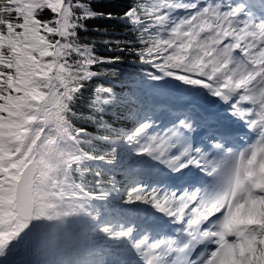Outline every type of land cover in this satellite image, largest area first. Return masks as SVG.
<instances>
[{"label":"snow or ice","instance_id":"1","mask_svg":"<svg viewBox=\"0 0 264 264\" xmlns=\"http://www.w3.org/2000/svg\"><path fill=\"white\" fill-rule=\"evenodd\" d=\"M0 264H264V0H0Z\"/></svg>","mask_w":264,"mask_h":264},{"label":"trees","instance_id":"2","mask_svg":"<svg viewBox=\"0 0 264 264\" xmlns=\"http://www.w3.org/2000/svg\"><path fill=\"white\" fill-rule=\"evenodd\" d=\"M131 60H132V57H128L125 63H126V64H127V63H130ZM145 70H151V69H145ZM116 179L119 180L122 184H125L126 179H125V177L122 176L121 174L118 175V176L116 177ZM117 187H120V184H117Z\"/></svg>","mask_w":264,"mask_h":264},{"label":"rangeland","instance_id":"3","mask_svg":"<svg viewBox=\"0 0 264 264\" xmlns=\"http://www.w3.org/2000/svg\"><path fill=\"white\" fill-rule=\"evenodd\" d=\"M139 174H140V173H139ZM137 177H138V176L136 175L135 178H137ZM135 181H136V180H135ZM137 182H138V183H137V186H140V184H141L140 179H138ZM149 185H150L149 183H148V184H147V183L143 184V186H145V187H148Z\"/></svg>","mask_w":264,"mask_h":264},{"label":"bare ground","instance_id":"4","mask_svg":"<svg viewBox=\"0 0 264 264\" xmlns=\"http://www.w3.org/2000/svg\"><path fill=\"white\" fill-rule=\"evenodd\" d=\"M155 179V177H153Z\"/></svg>","mask_w":264,"mask_h":264}]
</instances>
